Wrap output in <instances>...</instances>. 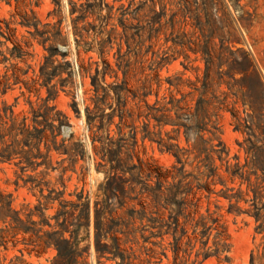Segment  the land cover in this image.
<instances>
[{
  "label": "rangeland",
  "instance_id": "rangeland-1",
  "mask_svg": "<svg viewBox=\"0 0 264 264\" xmlns=\"http://www.w3.org/2000/svg\"><path fill=\"white\" fill-rule=\"evenodd\" d=\"M61 1L62 28L67 42L59 43L56 58L57 62L71 61L75 75L73 84L63 89L59 87L58 96L48 105L55 106L51 115L57 112L67 115L58 141L63 138L66 143L80 140L86 154L79 159L75 171L66 173L64 183L59 179V170L52 171L44 180L50 181L49 188L63 191L64 199L74 203L78 202L77 194L83 191L82 201L90 205L91 221L80 229L77 248L86 250V262L264 264V231L257 229L261 222L252 215L256 207L264 214V0H90L96 4L98 12L87 21L100 27L102 33L97 36L90 30L84 38L77 36L79 42L73 33L70 1L80 4L87 0ZM55 7L52 0H21L19 4L15 0L11 3L0 1V17L19 21L21 14L33 11L36 19L43 23L54 22L57 16L47 18V14ZM13 26L18 27L16 37L29 54L26 61L13 58L6 63L0 61V74L9 67L8 74L12 76L13 64L24 70L31 65L28 75L22 76L31 79L33 69L38 71L47 52L36 40L26 46L24 40L30 34L19 24ZM109 38L111 41H106L105 52L101 54L99 41ZM8 45L12 47L13 43L8 41ZM203 47L211 51L215 62L207 80L208 97L215 92L225 103L208 106L212 115L208 124L210 131L202 132V139L198 138L194 147L193 139L187 141L184 128L178 133L177 127L171 124L159 127L146 115L148 105L157 99L163 102L164 96L167 100L171 96L182 100L185 112L195 109L200 93L195 89L202 88L206 74ZM227 49L249 55L253 64L251 71L260 76L262 86L255 78L247 80L243 86L233 84L228 63L220 59L221 55H229ZM64 52L68 53L66 59L62 57ZM82 59H90L92 74L97 66L100 71H107L105 85L120 87L119 97L111 89L110 97L96 104L90 74L82 76L78 71ZM242 76L238 72L235 74L237 79ZM13 82L12 77L10 83ZM47 94L45 87L37 94L19 83L5 94L0 91V107L6 102L16 115H30L29 101L37 107ZM87 106L98 110L104 119L99 136L111 138L112 148L120 150V167L130 169V172L117 171L122 180L129 181L123 183L125 189L116 198H109L103 190L109 164L94 149L93 132L87 123ZM54 124H58V119L55 118ZM145 129L161 131L165 140L179 144L182 161L178 162L172 153L161 151L156 142L144 138ZM100 144L95 142L97 147ZM202 148H207V152H201ZM42 150H46L44 145ZM67 157L51 152L54 166L64 158L63 165H68ZM17 161L0 162V190L10 194L13 207L21 210L28 204L38 203L41 187L31 188V184H24L19 177L21 170ZM43 169L41 166L37 171L28 170L23 177L31 174L39 181L43 177L39 172ZM239 173H243V178ZM157 175H161L160 183ZM157 186L166 197L173 196L178 189L177 198L182 205L177 214L176 234L174 220L170 218L176 214L175 206L158 195L154 189ZM43 193H48L46 186ZM42 203L45 205L44 198ZM58 209L57 201L48 204L46 215L52 217ZM96 209L101 210L99 217L104 228L101 241L113 246L116 237L125 262L119 256L111 258L108 252L100 256L97 251ZM79 211L80 208L77 213ZM3 226L0 223V227ZM179 236L176 254L175 237ZM16 240H19L17 246L11 239L8 249L0 244L4 264H12L10 261L15 256L33 264H50L55 260V248L37 253L30 251L33 246L25 243L22 235ZM204 253H209L208 258L204 259Z\"/></svg>",
  "mask_w": 264,
  "mask_h": 264
},
{
  "label": "trees",
  "instance_id": "trees-1",
  "mask_svg": "<svg viewBox=\"0 0 264 264\" xmlns=\"http://www.w3.org/2000/svg\"><path fill=\"white\" fill-rule=\"evenodd\" d=\"M0 1H6L7 3L12 2V0ZM15 1L19 4L21 0ZM52 1L56 7L48 12L47 18L57 16L58 19L54 22L47 21L43 23L41 20L36 19L33 11L31 14L27 12L21 14V19L19 21L0 17L1 62L6 63L10 58L26 61V57L29 54L22 42L17 39L16 33L18 27L13 26V24H19L26 28V31L30 34V37L24 40L26 46H30L32 40H36L47 52V54L44 55L43 62L39 65L38 71L33 69V76L31 79L22 78V76L28 75L31 65L24 70L17 66V64H13L12 76H9V67H7L6 72L0 74L1 93L5 94L13 85L19 83H23L29 92L34 91L40 94L41 88L45 87L48 93L46 98L43 99L42 104L37 107L29 101L31 106L29 110L30 115L26 113H23L21 117L16 115L12 106L7 105L6 102H3V106L0 107V162H12L18 159L16 164L20 166L21 170V175H19V177L23 179L24 184H31V188L34 186L41 187L38 203L34 206L28 204L21 210H17L13 207L10 194L6 195L0 190V223L4 224L3 227H0V244L3 245L5 249H8V242L12 239L14 246H17L19 240L16 239L19 235H22L23 241L33 246L30 251L42 253L50 247L56 249L57 255L55 260L50 264H88L84 256L86 250L77 248V239L80 229L86 225V222L87 225H89L91 221L90 205L82 201L83 191L77 194L78 202L74 203L64 199L63 191H56L53 188H49L50 181L44 180L52 171L59 170V179L64 183L66 173L69 170L75 171L79 159H83L86 154L84 144L80 140L66 143V139L63 138L60 142L58 141L62 125L66 123L67 115L63 112H57L56 115H51V111L55 109V106L48 105L51 99H55L58 96L59 87L63 89L68 84H73L75 75L71 61L65 60L64 62H57L56 56L59 53L57 47L59 43H66L67 37L64 35L62 28V1ZM70 4L71 22L73 24V33L76 36V41L79 42L77 36L84 38L85 35L90 34V30H93L94 34L99 36L102 33L101 28L87 21L90 16L97 14L96 4L91 3L90 0L80 4L70 1ZM8 41L13 43L12 47L8 45ZM106 41L110 42L111 38L99 41L101 54L105 52ZM4 46L5 50L3 49ZM227 51L229 55L227 57L221 55L220 59L228 63L230 69L228 73L230 74V79L234 82L233 84L243 86L247 80L255 78L257 84L263 85L260 76L251 71L253 64L246 52H234L232 49H227ZM237 53H239V56H236ZM202 54L206 63V74L202 88L195 89L196 91L200 90L195 109L191 112H185L186 107L182 105V100L175 99L173 96L167 100V96H164L163 102L157 99L152 105H148L149 112L146 115L148 118H153L159 127L171 124L177 127L176 131L178 133H180L181 128H184L187 141L190 142V140L193 139L194 147H196L195 142L197 139H202L201 133L206 130L210 131L208 129V124L211 122L212 115L208 111V106L215 103H217L215 106L225 103V100H221L215 92H212V95L208 97L207 80L211 76L210 72L215 62L211 51L207 47L202 48ZM67 55L68 53L66 52L62 53L63 59H66ZM78 58H80L79 51ZM109 65L110 64L107 62V66ZM91 70L92 62L90 59L88 61L82 59L78 65V71L82 76L90 74L96 104L105 102V100L110 97L111 89H113L117 97H119L120 87L116 85L111 87L110 84L105 85L106 70L100 71L98 66L94 74L91 73ZM236 72L243 74V76L237 79L235 77ZM65 73L67 76H64ZM12 77L14 78V82L10 83ZM56 79L57 81L54 82ZM37 84H39L40 87H37ZM190 108L189 106L187 110H190ZM86 111L88 127L89 130L93 132L92 143L94 144V149L96 153L101 154V158L109 164L108 170H106V173H109V175L105 186H103V190L105 193L109 194V198H116L118 193L123 192L125 189L123 183L129 181L122 180L117 171L130 172V169H122V167H120V161L118 159L120 150L118 148H112V139L109 138L108 140L99 136V131L104 125V119L98 113V110H91L90 107L87 106ZM55 118L58 119L57 125L54 124ZM110 120L109 117L106 123L107 125L110 124ZM145 130L144 138L147 137L152 142H156L161 151L172 153L178 162L182 161V148L179 147V144L165 140L161 137V131ZM192 132H194L193 137L191 135ZM213 134L215 135V132H213ZM70 139L71 137L69 140ZM96 141L101 143L99 147L95 145ZM42 145H44L46 149L45 152L42 150ZM207 150V148H202L201 152H207ZM52 151H56L61 155H67L69 164L66 166L63 165L66 161V158H64L62 161L58 162V166H54L51 159ZM39 159L41 160L39 161ZM101 165L105 166V164ZM41 166L44 167V169L39 172L40 175L43 176L41 180L36 181V177L31 174L27 175L26 178L23 177L28 170L37 171ZM262 170L264 173V167H262ZM239 175L243 178V173H239ZM157 179L159 181L158 183H160L161 175H157ZM44 186L48 189L46 195L43 193ZM177 188H179V185ZM154 189L157 190L158 195L162 199L166 202H171L175 206L173 211L176 212V214L175 216L171 215L170 218L174 220V234H176L178 228L177 214L181 210L182 205L181 200L177 198L179 196L178 189L173 196L168 197L164 196V192L161 191L159 186ZM257 194V191H255V198H257ZM226 197L230 200L232 199L231 196ZM42 198L45 199V205L42 203ZM56 201L59 203V209L52 217L47 216L45 212L46 206ZM237 201H239L238 198ZM110 202L111 201H109V203ZM98 204L99 203H96V205ZM79 208L80 211L77 213ZM100 211L101 210L96 209L97 251L100 253V256L108 252L111 253V258L115 259L119 256L122 262H125L126 257L124 253L119 250L116 237L113 238V246H108V244L101 241L104 228L99 217ZM229 212H232L231 208ZM252 215L255 217L256 221L261 222L257 229L264 231V214L261 212V209L256 207V211L252 213ZM35 217L39 219L36 220ZM52 219L55 220V223L52 222ZM105 232L107 233L108 230H105ZM67 234H69V236H67ZM184 234L183 232L182 236ZM180 240L181 236L175 237L174 250L176 254H178L179 251ZM20 251L22 252L21 249ZM208 256L209 253H204V259L208 258ZM10 262L12 264H33L27 262L20 256H15ZM252 262L254 263V256H252ZM0 264H4L1 257Z\"/></svg>",
  "mask_w": 264,
  "mask_h": 264
}]
</instances>
